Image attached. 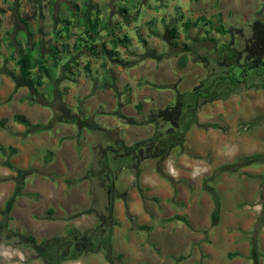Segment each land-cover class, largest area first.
Masks as SVG:
<instances>
[{"label":"rangeland","instance_id":"1","mask_svg":"<svg viewBox=\"0 0 264 264\" xmlns=\"http://www.w3.org/2000/svg\"><path fill=\"white\" fill-rule=\"evenodd\" d=\"M91 3L92 13H99L101 21H107L115 36L130 38L128 46L120 43V56L125 61L135 62L136 66L125 67L124 72L128 73L131 67L148 71L140 80L130 74L131 83L139 82L137 87L141 91L148 85L156 96L169 93L158 99L144 96L142 99L148 105L137 109L131 104L124 110L128 89L124 88L122 94L120 86L124 83L118 82L115 90L105 94L104 101L97 102L98 89L104 92L105 86L113 83V74L122 72L124 67L109 60L107 67H102L103 55L95 56L84 49L86 55H79L77 51L74 54L79 62L72 68L75 74L69 69L63 70V64L67 63L63 60L54 71L57 81L47 80L38 93L29 96L30 87L10 59L12 55L17 56L20 47L26 46L25 31L29 28L34 31L42 51L48 55L49 44L56 42V26L66 24L65 19L72 20L71 26H79L75 20L81 15L84 0H0V121L4 122L3 127L0 126V251L4 249L13 261L24 262L34 257L35 247L27 240L28 235L34 236L37 244L45 243L52 252L59 248L61 253L68 242L59 243L69 238V230L96 233L98 229V234L107 237L112 226L111 245H104L95 251L96 255L102 254L101 259L108 264L144 261L151 264L156 253L151 252V256L154 255L151 260L143 259L150 255L145 244L153 245L156 239L157 245L162 242V237H151V233L153 226L164 223L152 216V222L144 224L139 213L123 212L124 203L133 201L130 198L133 193L146 194L144 183H169L175 192L165 201L168 206L160 204L159 207L166 215L187 217L193 200L197 198L202 204L205 200L211 203L212 199L202 195L203 187L199 189L205 169H189L190 179L180 177L178 160L171 152L176 146L183 150L181 145L171 146L162 160L142 161L138 168L132 165V154L127 155L125 149L130 150L137 141L166 131L169 124L172 126L171 123L151 124L147 118L159 107L174 105L179 94H184L186 103L191 105L187 109L194 107L193 88L224 71L219 54L226 44L232 40L239 49L243 47L244 36L237 28H242L247 36L251 33L250 23L256 18L264 19V0H92ZM122 5L128 8V13L121 14ZM188 20L198 21V26L185 31L183 24ZM174 23L179 30L178 47H171L167 41V28ZM73 30L75 33L81 29L74 27ZM110 32L103 31L98 44L112 39L114 35ZM141 36L147 39V45L141 41ZM184 44L188 45L187 49H182ZM184 52L189 55L185 66L179 62ZM151 56L158 63L167 59L157 72L155 62L147 61ZM86 62H90L89 71L85 69ZM174 68L183 75L176 87L173 81L161 75ZM232 73L242 79L239 66H234ZM247 79V84L256 80L252 75ZM228 81H232V77ZM217 89L214 83L204 91L205 95ZM16 116L23 117L25 122L16 120ZM242 129L249 128L244 125ZM251 163L254 167L258 161ZM261 165L264 166V162ZM218 173L216 170L207 176L211 177L210 184ZM260 179L264 184V174ZM111 185L112 191H109ZM151 202L157 201L151 198ZM17 206L21 207L19 214L15 212ZM244 206L251 209L254 203L246 202ZM157 207L146 208L155 215L156 210L162 212V208ZM32 218L39 221L36 223ZM174 224L176 227L187 225L179 218ZM191 224L195 228L196 224ZM197 225L201 228L199 222ZM18 233L24 235L20 240ZM99 242L96 241L97 246ZM164 250L157 252L158 264H176V254ZM91 254L69 260L86 263Z\"/></svg>","mask_w":264,"mask_h":264},{"label":"crops","instance_id":"2","mask_svg":"<svg viewBox=\"0 0 264 264\" xmlns=\"http://www.w3.org/2000/svg\"><path fill=\"white\" fill-rule=\"evenodd\" d=\"M149 59L150 63L155 62V72L163 68L165 65L163 61L167 60L163 59L158 63L152 56L147 61ZM128 70V73L124 72L125 68L122 72L115 73L116 84L124 83L120 86V92L123 94V89H128L127 106L124 110L131 104L137 109L138 105H148V102L142 99L144 96H153L158 99L169 93L164 92L156 96L148 85H144L145 89L141 91L137 87L139 82L131 83L129 80L130 74L137 75V79L140 80V76L143 73L148 74V71H140L138 67H131ZM161 75L173 81V87H176V82L181 81L183 76L182 72L175 68L167 72L163 71ZM123 78H126V81ZM162 84L171 87L166 83ZM109 91H112V88L105 89L104 92L98 89L97 102L104 101V96ZM137 97L140 98L139 102L136 101ZM136 113L140 115L141 112L136 110ZM244 125L249 128L247 131L242 129ZM181 146L183 150L176 146L171 154L178 160V173L182 179L191 178L189 169L192 168L205 169L206 175L203 178L205 179L222 166L241 162L247 156H259L260 159H257L258 163L254 167L251 162L255 159L248 161L237 170L219 171L216 178L212 180L214 182L211 184L208 182V186L214 189L218 199L217 211H215L212 195L205 189L202 181L199 189L203 187L202 195L205 197L209 195L212 201L208 203L205 200L202 205L196 198L189 206L188 217L184 215H177V217L174 213V215H166L164 209L159 207L160 204L168 206L165 201L172 197L175 192L174 186L164 181L144 183L147 187L146 194L142 195L140 192L139 194L138 191L133 193L130 197L133 201H127L129 211L139 213L144 224L151 223L150 217L157 216L158 220L162 219L168 226L164 224L151 226L153 230L151 237H162V242L157 245L156 239L153 245L146 243L150 255L144 256L143 259L154 258V255L151 256L154 250L156 257L151 264H158L160 258L157 252H163L165 249V253L176 254V264L178 262H182L181 264H264V184L260 179V175L264 174V166L261 165L264 162V88L244 86L229 98L218 99L203 105L198 112V123L189 129L185 142ZM180 185L182 184H178ZM138 195L140 199H137ZM151 198L157 202L153 204ZM32 201L29 200L30 203ZM246 202L254 203V208H245ZM144 206L150 208L158 206L162 208V212L156 210L154 215ZM15 208L17 214L21 213L20 206ZM123 209V212H126L125 203ZM138 209L139 211H136ZM176 218L186 222L187 225L176 227L174 224ZM32 220L36 223L39 221L33 218ZM198 222L201 228H197ZM191 223L196 224L195 228ZM182 228L183 230H179ZM112 247L115 249V243ZM3 250L0 251V264H45L36 254L30 260L23 258L24 262L13 261L12 256L5 254L6 251ZM17 252L19 255L20 251ZM101 257L102 254L96 255L93 252L86 263L82 260H75L76 263L66 260L63 264H108L107 260ZM19 258L22 259L20 255ZM140 264H148V262L144 261Z\"/></svg>","mask_w":264,"mask_h":264},{"label":"trees","instance_id":"3","mask_svg":"<svg viewBox=\"0 0 264 264\" xmlns=\"http://www.w3.org/2000/svg\"><path fill=\"white\" fill-rule=\"evenodd\" d=\"M91 2L92 0H84V7L80 12L81 15H78L79 17L75 20L79 26H71L73 24L72 20L65 19L66 24H63L60 27H55L54 37L56 38V42L49 44L50 53L48 55H45L42 51L40 40L35 38L34 31L31 28L25 31L27 33L26 46L20 47L17 56L12 55L10 59L14 60L25 84L30 87L29 96L38 93L39 88L44 86L47 80L50 81V83L57 81L54 71L60 67L63 60L67 62L63 64V70L69 69L71 71L70 73L75 74L72 68L79 64L77 58H75L76 56H74L76 51L79 55L85 54V50L91 52L95 56L102 54L103 58H105L101 64L102 67H107L108 60L124 68L135 65V62L129 60L125 61L121 58L119 51L120 43L126 47L130 42V38L127 35L123 37L119 35L115 36L116 33L112 31L107 21H101L99 13L95 15L92 13ZM120 12L121 14L128 13V8L122 5ZM197 22L198 21L191 20L184 22L183 26L185 31H189L192 26H198ZM74 27H79L81 30L78 32L75 31L74 33ZM250 28L251 33L247 36H245L242 28H237V30L244 36L243 47L241 49L236 47L231 40V42L229 41L225 48H223L222 53L219 54L221 58L219 62L220 65L224 67V71H222V73H217L216 76L209 80H203L193 88V94L196 96L195 101L193 99V103L195 104V106L193 104L194 107H189L187 109L186 107L191 105L186 103L185 97L183 96L184 94H179L178 100L174 105L159 107L156 112L149 116V119L147 118L148 123L151 124L162 126L165 123H171L172 126L169 124V128H167L166 131L137 141L130 147V150L125 149L127 155L132 154V165L135 168H138L142 161L148 159L162 160L166 157L171 146L178 144L182 145L185 142L189 129L198 123V112L203 105L218 99L229 98L244 86L248 87L251 85L256 88H264V19H254L250 23ZM218 30L223 32L227 31L225 28H218ZM103 31H111L110 33L114 36L112 39H109L108 41L102 40V42L98 44L100 34ZM167 33V41L169 45L171 47H178L180 45L178 41L180 36L177 24L174 23L171 26H168ZM73 36L75 38L71 41ZM141 39V41L147 45V39L142 36ZM184 45L186 47L184 46L182 49H187L188 45ZM7 60L8 59H6V61ZM188 60V53H182L179 59L180 64L185 66ZM234 66H239L242 69V79L244 80L238 79V77L232 73ZM85 69L88 71L90 70V62L85 63ZM251 75L252 78L256 80L255 82L247 84V78ZM231 77L232 81H228ZM111 79L113 80V83L107 84L105 86L106 89H114L117 81L115 74H113ZM214 83L217 84L219 89L212 93L207 92L205 95L204 91L213 86ZM55 84H57V82ZM138 108H141V105H138ZM22 118L23 117L21 116H16V120L25 122V119ZM3 125L4 122L0 121V126L3 127ZM253 159H260V157L247 156L243 158L241 162L222 166L219 171L237 170L240 166L246 165L248 161H252ZM209 179H211V177L203 179V185L212 195L215 204V211H217L219 209L218 199L214 189L208 186ZM109 189V191H112V185ZM125 205L126 211L129 212L128 203L125 202ZM49 213L52 214L53 210H49ZM97 232H99L98 229ZM97 232L79 233L74 229L69 230V238L60 241L59 243V245H61L68 242V246L61 253L58 251V248L52 252L45 247V243L37 244L32 235H28L26 238L28 241L33 242V244L30 245L35 247V254L40 256L45 264H62L66 260L78 259L88 253L98 251L104 245H111L112 226L110 227L109 235L107 237H102V235ZM18 234L19 240L21 239L20 236L24 237L23 234ZM96 241H100L99 246H97ZM69 247L70 250L67 252Z\"/></svg>","mask_w":264,"mask_h":264},{"label":"flooded vegetation","instance_id":"4","mask_svg":"<svg viewBox=\"0 0 264 264\" xmlns=\"http://www.w3.org/2000/svg\"><path fill=\"white\" fill-rule=\"evenodd\" d=\"M58 250H59V248H58ZM69 250H70V247L68 248L67 252H69Z\"/></svg>","mask_w":264,"mask_h":264}]
</instances>
